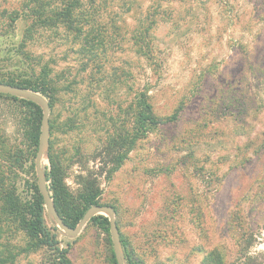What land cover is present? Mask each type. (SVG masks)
<instances>
[{
  "label": "rangeland",
  "instance_id": "rangeland-1",
  "mask_svg": "<svg viewBox=\"0 0 264 264\" xmlns=\"http://www.w3.org/2000/svg\"><path fill=\"white\" fill-rule=\"evenodd\" d=\"M29 1L0 0V72L44 70L54 82L46 179L50 146L71 192L77 176L98 177V201L115 211L127 264H201L212 249L226 264H264V0L99 2L84 36L39 25L23 41L29 20L11 22V13ZM141 88L155 117L178 113L138 138ZM35 117L0 96V190L27 199ZM116 137L129 151L108 178ZM46 225L72 264H113L101 226L88 221L68 238L47 214ZM24 243L17 236L13 244ZM15 264H54V255L41 247Z\"/></svg>",
  "mask_w": 264,
  "mask_h": 264
},
{
  "label": "trees",
  "instance_id": "trees-1",
  "mask_svg": "<svg viewBox=\"0 0 264 264\" xmlns=\"http://www.w3.org/2000/svg\"><path fill=\"white\" fill-rule=\"evenodd\" d=\"M111 1L56 0L54 2L55 5L48 8L43 2H39V0H30L29 2L31 4H26L27 6L22 12L19 13L18 10L12 11L11 22H15L22 16L26 20H29L27 29L23 34V41L32 40L35 33L33 28L39 25H53L57 28L60 24L66 31L72 33L74 38H80L84 36L85 27L88 24V16L86 15L98 8L97 5L99 2L107 9ZM0 82L39 93L48 101L50 110L53 107L55 85L51 79L47 78L44 70H41L40 73L31 71L30 74L23 76H13L12 74L0 72ZM147 93V88H141L138 92V100L136 103L138 110L135 113L136 123L138 125V138L143 137L150 128L174 121L178 113L176 111L166 119L155 117L151 112ZM0 96L8 97L14 101L23 103L24 106H30L36 109V128L32 129V132H29L28 140L30 145L32 144L37 151L42 115L40 108L30 101L8 95L0 94ZM53 128L54 124L49 119V130ZM115 139L110 145L108 154L111 158L106 162L112 165V170L110 169L108 172V178L121 165L129 151L128 147L122 150V152L120 151V149L127 145V140L119 142L117 137ZM34 158L35 154L32 155V164ZM48 158L50 170L47 173V182L54 207L63 222L68 227L74 228L89 207L100 205L98 201L100 196L98 177L96 176L91 179L90 176H77L78 181L76 185L78 187L74 192H71L64 182V173L60 165V160L58 154H55L52 150V146H50ZM28 186H30L29 189L31 192L29 199L17 194L15 188H2L0 190V224L5 222L7 224L6 229L7 231L9 230V235L6 237L5 242H0V264H15L22 254L32 253L41 247H46L52 252V255H54V264H72L67 258L66 249L59 248L54 234L50 232V228L46 225L45 207L36 183L34 182ZM89 223H95L101 226L106 232H109L108 219L104 216H94L89 220ZM17 236H23L25 238L23 246L13 244ZM111 257L113 264H116L112 244ZM201 264L226 263L219 251L212 249L205 255Z\"/></svg>",
  "mask_w": 264,
  "mask_h": 264
},
{
  "label": "water",
  "instance_id": "water-1",
  "mask_svg": "<svg viewBox=\"0 0 264 264\" xmlns=\"http://www.w3.org/2000/svg\"><path fill=\"white\" fill-rule=\"evenodd\" d=\"M0 94L8 95L18 99L30 101L41 109V126L37 151L34 159V168L36 175V185L38 192L43 200L45 211L49 220L55 225L58 232L68 238L77 237L86 223L97 215H103L108 219L109 234L112 243L113 255L116 264H127L122 250L120 236L115 220V211L111 206L93 205L87 209L79 223L74 227H68L57 213L51 193L49 191L48 182L45 175V167L43 160L46 158L49 145V113L50 106L48 101L39 93L24 89L18 86H12L0 82Z\"/></svg>",
  "mask_w": 264,
  "mask_h": 264
}]
</instances>
